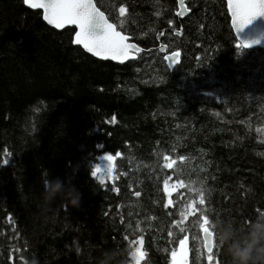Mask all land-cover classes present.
<instances>
[{
	"label": "trees",
	"instance_id": "trees-1",
	"mask_svg": "<svg viewBox=\"0 0 264 264\" xmlns=\"http://www.w3.org/2000/svg\"><path fill=\"white\" fill-rule=\"evenodd\" d=\"M95 3L118 30L124 20V34L145 50L136 60L93 58L74 44L75 29L58 32L23 0H0V161L8 160L0 164V264L33 254L41 264H94L105 249L128 252L125 235L143 236L141 264H170L183 235L174 221L196 199L187 186L200 181L210 194L197 207L210 209V222L244 226L246 215L264 211V133L256 132L264 128V50L236 47L226 3L189 0L185 19L175 0ZM160 44L179 50L181 62L166 67ZM117 152V179L101 185L92 170ZM165 155L173 169L163 167ZM56 178L70 181L81 203L57 198L45 219L39 194ZM178 179L185 187L172 190ZM182 226L190 264H205L197 218Z\"/></svg>",
	"mask_w": 264,
	"mask_h": 264
},
{
	"label": "snow or ice",
	"instance_id": "snow-or-ice-1",
	"mask_svg": "<svg viewBox=\"0 0 264 264\" xmlns=\"http://www.w3.org/2000/svg\"><path fill=\"white\" fill-rule=\"evenodd\" d=\"M175 2L177 5L175 15L177 17H185L186 14L191 13V7L186 4L185 0H175ZM23 4L31 9L41 10L43 19L56 29H63L67 25L74 26L76 30L73 42L78 46H82L84 50L94 56L102 59H111L123 64L126 61L137 59L145 51L137 43L130 42L131 37L124 34L122 28L124 20L120 21L121 27L118 30V25L110 22L109 17L96 6L94 0H23ZM227 7L231 13L232 26L236 31L243 29L255 17L264 15V0H227ZM127 11L128 9L125 6H120L118 9L119 16L125 17ZM172 23V20L168 21L170 27ZM173 33L174 35H181L179 29H173ZM158 35L163 36V32H160ZM249 46L250 44L244 41H239L236 44L237 48ZM159 49L163 53L166 67L172 68L181 62V52L179 50L170 51L167 44H160ZM115 121L116 117H112V122ZM256 132L264 133V128L258 127L256 128ZM6 155H10V153L6 152ZM121 155L122 153L120 152L107 154L104 157L108 161L107 168L102 170L97 165L93 168L91 176L95 177L101 185L105 184V181H115L117 179L114 175L116 170L115 161ZM261 155H264V153H261ZM179 160L183 162L185 157L181 155L179 156ZM163 161L165 169H173L177 163L175 159L170 158L168 155L163 156ZM0 164L6 165L8 164V160L0 161ZM170 178L168 177L163 180V194L165 197L172 195L169 185ZM177 187L184 188V181L178 179L176 183L171 185L172 190H175ZM112 190L115 192L119 191L115 187ZM187 190L196 199H190L184 204L182 210L179 212L180 219L174 221L179 232L183 235L175 241L176 247L170 250V264H189V235L187 234V229L182 226L189 216L197 218L199 229L202 232V236L197 242L199 244V247L196 248L197 260L203 256L205 264H221L220 251L215 233L212 230V222H210L209 216L205 214L210 209L197 207V204L199 206L206 204V193L210 194V191L204 187V181H200V187H194L193 184H189ZM140 195L139 191L135 192V196L139 197ZM172 204L173 200L167 199L164 206L167 208ZM262 213L264 211L257 209L254 216L246 215L241 222L246 223ZM11 219L9 217L10 221ZM137 228H139V224ZM168 236H172L171 231L168 232ZM124 240L127 242L128 254L132 264H141L147 255L142 250L144 245L143 236L130 240L125 235Z\"/></svg>",
	"mask_w": 264,
	"mask_h": 264
},
{
	"label": "clouds",
	"instance_id": "clouds-1",
	"mask_svg": "<svg viewBox=\"0 0 264 264\" xmlns=\"http://www.w3.org/2000/svg\"><path fill=\"white\" fill-rule=\"evenodd\" d=\"M59 198L67 207L78 208L81 193L69 181L59 178L45 180L44 191L39 194L38 215L49 219L53 213L52 204ZM219 251L224 257L221 264H264V213L246 222L244 226L225 223L223 218L212 221ZM95 247L94 245L92 246ZM77 255H82L76 248ZM22 264H41L35 254L25 257ZM94 264H131L128 252L118 249H105L95 258Z\"/></svg>",
	"mask_w": 264,
	"mask_h": 264
},
{
	"label": "water",
	"instance_id": "water-1",
	"mask_svg": "<svg viewBox=\"0 0 264 264\" xmlns=\"http://www.w3.org/2000/svg\"><path fill=\"white\" fill-rule=\"evenodd\" d=\"M189 0H185L186 4ZM225 3H226V8H227V12H228V15L230 17V22H231V27H232V30L234 32V35L237 39V41H244L248 44H250L249 47H245L243 48L244 50H254V49H261V50H264V15H260V16H257L255 17L249 24H247L243 29L239 30V31H236L234 29V27L232 26V18H231V13L230 11L228 10V7H227V0H223ZM95 2V0H94ZM26 6V5H25ZM97 6V5H96ZM27 7V6H26ZM29 8V7H27ZM31 9V8H29ZM33 11H38V12H41V10L39 9H31ZM189 14H186L185 17H179L180 19H185ZM42 18H43V13H42ZM43 21L51 28H53L54 30L58 31V32H62L66 29H75L74 26H71V25H67L65 26V28L63 29H56L54 26L52 25H49L44 19ZM76 30V29H75ZM130 42L131 39H130ZM134 43V42H132ZM75 44V43H74ZM76 45V44H75ZM78 46V45H76ZM82 48V46H79ZM140 47V46H139ZM142 48V47H141ZM83 49V48H82ZM143 49V48H142ZM84 50V49H83ZM160 51V49H159ZM84 52L90 56H92L93 58H96L98 60H101V61H105V62H112V63H115V64H119V65H123V64H126L130 61H134V60H129V61H126L125 63L121 64L117 61H114V60H111V59H102L100 57H97V56H94L92 55L91 53H88L86 50H84ZM143 53V52H142ZM141 53V54H142ZM161 54H163L161 51H160ZM136 60V59H135ZM190 252H189V264H190Z\"/></svg>",
	"mask_w": 264,
	"mask_h": 264
},
{
	"label": "rangeland",
	"instance_id": "rangeland-1",
	"mask_svg": "<svg viewBox=\"0 0 264 264\" xmlns=\"http://www.w3.org/2000/svg\"><path fill=\"white\" fill-rule=\"evenodd\" d=\"M102 170H105L108 166V161L106 159H103L100 164L98 165Z\"/></svg>",
	"mask_w": 264,
	"mask_h": 264
},
{
	"label": "bare ground",
	"instance_id": "bare-ground-1",
	"mask_svg": "<svg viewBox=\"0 0 264 264\" xmlns=\"http://www.w3.org/2000/svg\"><path fill=\"white\" fill-rule=\"evenodd\" d=\"M29 9V8H28ZM31 10V9H30Z\"/></svg>",
	"mask_w": 264,
	"mask_h": 264
}]
</instances>
